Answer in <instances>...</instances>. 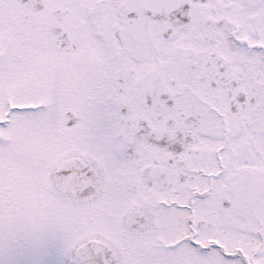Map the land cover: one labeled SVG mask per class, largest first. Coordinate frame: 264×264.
Returning <instances> with one entry per match:
<instances>
[{"label":"snow or ice","instance_id":"snow-or-ice-1","mask_svg":"<svg viewBox=\"0 0 264 264\" xmlns=\"http://www.w3.org/2000/svg\"><path fill=\"white\" fill-rule=\"evenodd\" d=\"M0 264H264V0H0Z\"/></svg>","mask_w":264,"mask_h":264},{"label":"rangeland","instance_id":"rangeland-1","mask_svg":"<svg viewBox=\"0 0 264 264\" xmlns=\"http://www.w3.org/2000/svg\"><path fill=\"white\" fill-rule=\"evenodd\" d=\"M4 259H7V257L5 256Z\"/></svg>","mask_w":264,"mask_h":264}]
</instances>
